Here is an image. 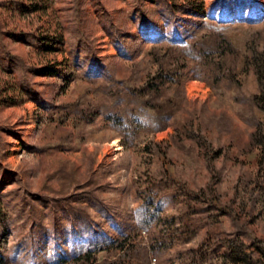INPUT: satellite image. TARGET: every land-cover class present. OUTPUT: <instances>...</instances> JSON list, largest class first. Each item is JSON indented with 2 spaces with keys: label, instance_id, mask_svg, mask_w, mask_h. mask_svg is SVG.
Instances as JSON below:
<instances>
[{
  "label": "rangeland",
  "instance_id": "374dc122",
  "mask_svg": "<svg viewBox=\"0 0 264 264\" xmlns=\"http://www.w3.org/2000/svg\"><path fill=\"white\" fill-rule=\"evenodd\" d=\"M258 57L264 0H0V264H232L230 241L264 264ZM163 58L180 82L154 93ZM157 179L173 188L121 233ZM209 188L187 239L181 196Z\"/></svg>",
  "mask_w": 264,
  "mask_h": 264
},
{
  "label": "trees",
  "instance_id": "16d2710c",
  "mask_svg": "<svg viewBox=\"0 0 264 264\" xmlns=\"http://www.w3.org/2000/svg\"><path fill=\"white\" fill-rule=\"evenodd\" d=\"M169 9L172 11V15H174L173 13H175L174 8L169 6ZM187 45L186 40H183L180 44L179 47L180 50L185 49L184 51H188L190 54V56L194 57L195 54V46L192 44L191 48L190 47H185ZM215 44L204 48L202 51L198 52L199 56L201 58H199L197 56L196 59H194L195 61H198L199 59H205L208 54L212 53V49L213 46ZM229 47V46H228ZM218 50V48H215V51ZM177 52V50H174ZM171 58L168 59H164L160 62V72L158 73L157 77L155 78V81L152 82V84L150 85V91L155 92H159V90H161V88L163 87L164 84L166 83H173V84H177L178 82H180V79H178V77L175 76V73H177L178 69L177 67V63L175 62H170ZM261 61H259V57L256 60L257 61V69L260 72V75L263 77L264 76V59L260 58ZM177 62H181L180 60H178ZM172 65H174L175 68H172ZM167 67V69H166ZM170 69V71L168 72V70ZM175 70V71H174ZM260 81L262 82V84H264V77L260 78ZM145 103V102H144ZM172 104V101L169 100V103L166 105H162L160 107L156 106L157 108V112H156V116L154 118V123L151 124L153 127L152 129L154 131H157L161 128L164 127V122L167 119H170L172 117L173 114V110L174 108H171L169 105ZM145 105H150V107H155L151 106V102H146ZM144 105V106H145ZM261 105V104H260ZM147 107V106H145ZM263 107V106H261ZM106 111H108L107 115L108 118L110 120H114L115 116V110H113L112 108H106ZM172 187H169L168 184H166V182L162 179H157L154 182H152V186H151V192H150V196H149V203H145L143 204L144 209H141L143 211H139L138 214V222L136 223V225H132L130 224L131 222H127L128 224L126 226H123V228H121V233H127V231H134L136 230L141 224L142 222H145L146 220V215L150 212V207H152L153 205H155L157 199L160 198V194L161 193H165L168 191V189H172ZM158 189V190H156ZM209 195L207 196V194L202 193V195H198V194H188V195H184L182 194L181 199L182 201H184V208L185 211L181 216V222L183 223V226L185 228L184 233L187 234V239H189L192 235H194L195 231L202 228L204 224L206 223H210V219L212 218L211 215H209L208 213L213 212V210H215L217 208L216 203L214 202V194L215 192L213 191V188H209ZM178 190H174L173 194H178ZM171 193V192H170ZM207 196V197H206ZM90 200H94L97 201V199L95 198H90ZM193 202V204H190L188 202ZM204 201H206L207 203V207H203L202 205H200V203L204 204ZM148 205V207H146ZM69 210H71L74 214H76V216H82L83 218L89 220V215L87 214L86 210L84 208H75V207H69ZM141 212V213H140ZM115 235L117 236V239L121 238V233L118 232L117 230H114ZM105 240H102V243L106 244V245H110L113 244V242L115 241V237L114 236H108L104 238ZM98 244V242L95 244H93V242L91 241L90 244L87 247V251L89 249L95 248L96 245ZM241 245V244H240ZM228 249V251L230 252V258L232 260V264H261V262L256 259L253 258L251 256H249L247 254V252H244L240 249L239 243H237V241H230L227 243L226 246ZM82 251H85L83 246H81ZM259 254V253H257ZM201 251H190L187 252L185 255V259L186 262L189 264H199V262L197 260L201 259Z\"/></svg>",
  "mask_w": 264,
  "mask_h": 264
}]
</instances>
